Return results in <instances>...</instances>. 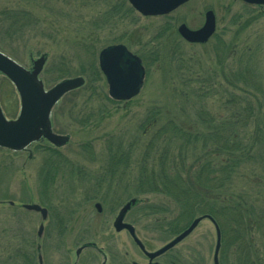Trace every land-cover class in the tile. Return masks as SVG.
I'll return each instance as SVG.
<instances>
[{"label": "rangeland", "instance_id": "1", "mask_svg": "<svg viewBox=\"0 0 264 264\" xmlns=\"http://www.w3.org/2000/svg\"><path fill=\"white\" fill-rule=\"evenodd\" d=\"M129 7L128 0H0L2 53L26 69L45 55L40 79L46 90L67 78L86 81L52 110L53 131L68 136L67 144L0 148V264H21L25 252L33 264H40V254L43 264H148L130 234L113 225L120 209L135 199L125 221L147 251L176 237L167 226L181 216L180 205L140 186L142 168L158 175L163 155L176 164L182 160V181L200 170H206L208 184L228 177L205 194L209 209L223 211L220 264L247 262L227 225L231 207H238L247 225L250 262L264 264V15L240 0H191L162 17L128 12ZM5 10L31 13L33 26L6 37ZM208 10L216 15L214 38L203 45L186 42L178 27L201 28ZM117 44L138 55L145 68L140 93L128 101L112 99L104 74L97 80L90 71L92 55L100 70L99 53ZM65 73L71 75L60 79ZM0 104L7 119L18 117L19 94L2 74ZM156 112L155 125H149ZM174 125L182 129L179 134ZM37 145L53 147L59 156L37 151ZM114 156L129 158V164L112 175L107 166ZM112 193L117 198L111 203ZM23 204L45 207L47 219ZM216 243L215 225L204 219L155 262L214 264Z\"/></svg>", "mask_w": 264, "mask_h": 264}, {"label": "water", "instance_id": "2", "mask_svg": "<svg viewBox=\"0 0 264 264\" xmlns=\"http://www.w3.org/2000/svg\"><path fill=\"white\" fill-rule=\"evenodd\" d=\"M130 5L138 13L145 17L167 16L191 0H128ZM249 5L264 6V0H242ZM216 16L212 10L205 14V22L199 29L192 30L186 24L178 27V33L188 43L205 44L216 32ZM118 54L114 59L108 54ZM46 63L45 55L34 61L32 70L21 66L7 55L0 52V73L8 78L15 86L20 97V113L16 119L6 118L0 104V148L12 151H23L32 143L41 139L47 140L54 146L62 147L69 141L68 136L54 133L51 123V113L59 100L67 93L75 91L85 85V79L81 76L67 78L54 87L46 90L41 73ZM100 70L106 77L109 86V95L116 101H128L138 95L145 79V68L139 56L132 53L125 45H111L99 53ZM136 203L132 199L119 211L114 220V228L117 232L127 230L141 251L149 259L148 264H162L155 262L157 258L175 248L187 238L204 219H209L215 225L217 243L214 254V264L219 263L221 249V231L216 221L211 216L196 218L191 225L166 245L154 252L146 250L143 243L137 238L135 228L125 222V217L131 207ZM15 205L14 202H10ZM24 209L41 214L43 221L48 217V210L39 204H23ZM98 212L102 211V205L97 203ZM44 225L41 224L38 236L42 237ZM82 248L77 251L80 254ZM39 262L43 264L42 256ZM138 264V263H135Z\"/></svg>", "mask_w": 264, "mask_h": 264}, {"label": "trees", "instance_id": "3", "mask_svg": "<svg viewBox=\"0 0 264 264\" xmlns=\"http://www.w3.org/2000/svg\"><path fill=\"white\" fill-rule=\"evenodd\" d=\"M118 10V9H117ZM128 12H134V10L129 7ZM251 13V11L249 12ZM253 13V12H252ZM2 17V23L4 26V35L6 37H15L21 34L24 30L27 28L33 26L35 18L31 15V13L27 11H15V10H5L1 13ZM86 53L88 54L87 49ZM91 75L94 76L97 80L101 78L102 74L99 70V67L97 65L96 59H94L93 55L91 57ZM93 73V74H92ZM70 73L63 74L60 79H64L67 76H70ZM86 84V83H85ZM151 114V117L148 119L150 122L149 125H155L157 121V115ZM147 121V122H148ZM172 129L174 130V134H179L182 129L179 128L177 125L172 126ZM187 137L192 136L191 133L186 132ZM197 136L194 137V141H197ZM41 141H37L35 143H40ZM87 147V146H86ZM85 147V148H86ZM90 148V145H88L87 149ZM37 151H45L51 154L52 156H59V152L54 149L53 147H43L40 145H37ZM88 151V150H87ZM121 153V152H119ZM119 153H116L115 155L118 156ZM123 154H120V156ZM111 157L109 160L108 172H110L112 175H115L116 172H118L119 167L126 166L125 169H127L129 164V158H126V161L120 160L121 157ZM165 157V158H164ZM65 161V160H64ZM59 164L64 165L63 162L58 161ZM56 163V162H55ZM66 163V162H65ZM158 165V171L159 174H155V170L152 169L150 175L147 173V169L145 167L142 168L143 174L141 176V187H147L149 188L150 193H156V194H164L168 198H171L177 205H180L181 207V216H177L173 220H171L167 226V232L170 234V236H177L180 233H182L185 229H187L190 224L200 216L209 215L212 216V218L216 221L218 224L220 230L223 228V223L221 222V212L214 209L208 208V203L205 201V194L207 190H210L212 188H219L222 187V184L224 181L228 180V177L224 178L223 180H220L218 182L215 178L213 184H208L206 181L207 177L204 178V174L206 170H200L201 173L194 179H187V180H181L182 176V167L183 162L182 160L180 163L176 164L175 160L171 161L166 159V156H162L160 161L157 163ZM55 166H58L55 164ZM227 170V169H225ZM157 171V170H156ZM146 182L147 185H144L143 182ZM182 182V184H181ZM206 183V184H205ZM113 197H111V203L116 200L117 195L115 193ZM105 197H109L108 195H105ZM105 201V199H104ZM114 204V203H113ZM116 204V203H115ZM115 207H118V204L115 205ZM230 215L229 219L231 221V225L228 223L227 225L232 229L233 233V242L234 246L241 252L244 253L243 257L246 256L245 260H247V263L253 264V262H250L251 257V250L246 244V237H245V231H248L247 225L243 223V217L240 216L238 212V207H231L230 209ZM224 221V220H223ZM226 223V222H225ZM243 224L245 226H243ZM222 233V230H221ZM223 234V233H222ZM223 239V236H222ZM169 253V252H168ZM17 254H21V252H17ZM167 253L165 254V256ZM23 262L21 264H33L31 260V256L29 253L25 252L23 253ZM244 259H242L243 261ZM252 261V260H251ZM167 264H180V262L176 259H169L167 261Z\"/></svg>", "mask_w": 264, "mask_h": 264}, {"label": "flooded vegetation", "instance_id": "4", "mask_svg": "<svg viewBox=\"0 0 264 264\" xmlns=\"http://www.w3.org/2000/svg\"><path fill=\"white\" fill-rule=\"evenodd\" d=\"M247 8H252V12L254 14H257V15H264V6H259V5H249V4H246L245 2H243L242 0H240ZM216 34V33H215ZM215 34L213 35L212 38H214ZM211 38V39H212ZM126 222V221H125ZM128 223V222H127ZM123 231H126L128 232L127 230H123ZM129 233V232H128ZM131 236V235H130Z\"/></svg>", "mask_w": 264, "mask_h": 264}, {"label": "snow or ice", "instance_id": "5", "mask_svg": "<svg viewBox=\"0 0 264 264\" xmlns=\"http://www.w3.org/2000/svg\"><path fill=\"white\" fill-rule=\"evenodd\" d=\"M110 58L114 59L118 54L116 53H111V54H108Z\"/></svg>", "mask_w": 264, "mask_h": 264}]
</instances>
